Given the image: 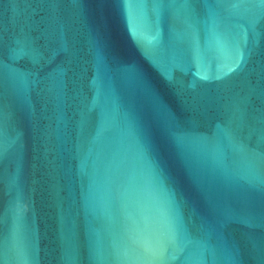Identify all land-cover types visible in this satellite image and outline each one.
<instances>
[{"label": "water", "instance_id": "95a60500", "mask_svg": "<svg viewBox=\"0 0 264 264\" xmlns=\"http://www.w3.org/2000/svg\"><path fill=\"white\" fill-rule=\"evenodd\" d=\"M0 264H264V0H0Z\"/></svg>", "mask_w": 264, "mask_h": 264}]
</instances>
